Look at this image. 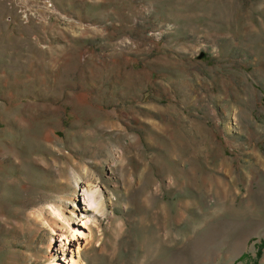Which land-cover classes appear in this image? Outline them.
<instances>
[{
	"label": "rangeland",
	"instance_id": "1",
	"mask_svg": "<svg viewBox=\"0 0 264 264\" xmlns=\"http://www.w3.org/2000/svg\"><path fill=\"white\" fill-rule=\"evenodd\" d=\"M42 1L0 0V264H264V0Z\"/></svg>",
	"mask_w": 264,
	"mask_h": 264
},
{
	"label": "bare ground",
	"instance_id": "2",
	"mask_svg": "<svg viewBox=\"0 0 264 264\" xmlns=\"http://www.w3.org/2000/svg\"><path fill=\"white\" fill-rule=\"evenodd\" d=\"M83 185V184H82ZM95 188V187H94ZM93 187H88V185L84 186V187H80L79 188V192L81 194V200H82V206H87V209H83L81 210V212H85L90 213L93 212L95 209H97L98 207V203L96 202L95 199V195H96V190ZM82 214V213H81ZM91 221V218L88 215H85L84 219L79 220V223L77 224V226H79L81 229H86V225ZM84 231L80 230L79 231H74L71 234H69V237L61 235L60 238H62L67 244L68 241L70 243H74L76 242V251H75V255H73V257H70V259L68 260L65 256V252H69L72 255V251L68 250L67 248H64L62 246V242L59 244V246L57 247V250L61 253V259L59 260V263L55 262L53 264H79L80 263V259H81V251L82 249L80 248V244L78 243L79 240H83L84 239ZM61 261V262H60Z\"/></svg>",
	"mask_w": 264,
	"mask_h": 264
},
{
	"label": "built area",
	"instance_id": "3",
	"mask_svg": "<svg viewBox=\"0 0 264 264\" xmlns=\"http://www.w3.org/2000/svg\"><path fill=\"white\" fill-rule=\"evenodd\" d=\"M42 6H44V8L46 9V10H51V9H53V5H52V3L50 2V0H43L42 1ZM24 18H25V16H23Z\"/></svg>",
	"mask_w": 264,
	"mask_h": 264
}]
</instances>
